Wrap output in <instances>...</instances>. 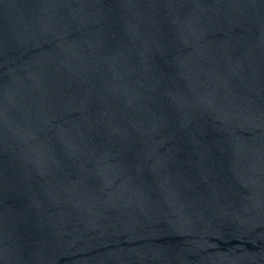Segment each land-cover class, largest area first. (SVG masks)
Segmentation results:
<instances>
[{"label": "water", "instance_id": "water-1", "mask_svg": "<svg viewBox=\"0 0 264 264\" xmlns=\"http://www.w3.org/2000/svg\"><path fill=\"white\" fill-rule=\"evenodd\" d=\"M0 264H264V0H0Z\"/></svg>", "mask_w": 264, "mask_h": 264}]
</instances>
